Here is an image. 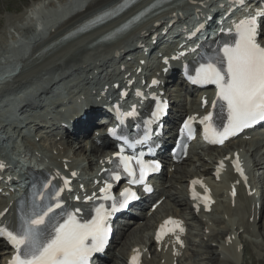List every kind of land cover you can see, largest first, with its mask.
Masks as SVG:
<instances>
[{
    "label": "snow or ice",
    "instance_id": "snow-or-ice-1",
    "mask_svg": "<svg viewBox=\"0 0 264 264\" xmlns=\"http://www.w3.org/2000/svg\"><path fill=\"white\" fill-rule=\"evenodd\" d=\"M159 2L160 0H157V3ZM238 2L242 6L244 0H238ZM134 3L135 0H122L113 8L101 10L78 31L103 24ZM155 6V4L152 5V7ZM149 10L145 9L134 16L111 32L109 36L115 37L129 28ZM262 20H264V9H259L254 15L241 19L236 24L235 36L224 42L214 54L205 55L195 69V75L189 76L193 83L214 84L217 88L216 99L212 101L213 111H209L199 120L204 128L205 139L212 143L222 144L241 129L258 121H264V45L258 42ZM152 83L157 84L158 81L153 80ZM163 107V103L157 105V111L152 113L154 119L162 114ZM135 114L133 108L124 115L134 116ZM195 119L194 116L188 117L181 128V133L186 132L191 136L192 122ZM109 131L113 136L117 135L116 129H109ZM119 139L126 141L127 137L120 136ZM147 139L148 133L145 132L144 140ZM141 142L135 141V143ZM142 155H125L123 149L117 152L116 159L110 161L114 164L113 169L110 170L111 180L119 181L123 173L130 177V184L144 183L149 172L156 171L159 164L145 162ZM2 167L4 165L0 163V168ZM236 167L237 171L243 175V169L238 161ZM50 183V181L45 183L43 188L48 189ZM64 183L67 185L69 181L65 179ZM111 189L112 183L106 180L105 186L100 188V193L103 194L100 199L111 201V205L107 208L103 203L96 206L93 210L95 214L91 219L79 217L77 215L81 211L79 208L75 211L63 209V201L60 198V192L63 189L57 190L50 196L44 191H36L29 204L25 205L21 201L18 225L15 228L0 225V237L5 238L15 249V254L8 264H89L92 254L102 251L107 242L110 231L109 217L121 208L127 207L130 200L136 198V193L131 188H125L119 198L111 195ZM145 190L150 189L146 187ZM86 199H92V197ZM58 209L61 211L58 212ZM5 212L7 209L0 212V216H3ZM167 224H172L173 227L166 228ZM176 228L183 231L178 221L171 219L165 221L157 232V241L168 232L175 231ZM177 241H179L178 236ZM138 261L139 252L137 251V254L131 258V264H138Z\"/></svg>",
    "mask_w": 264,
    "mask_h": 264
},
{
    "label": "rangeland",
    "instance_id": "rangeland-1",
    "mask_svg": "<svg viewBox=\"0 0 264 264\" xmlns=\"http://www.w3.org/2000/svg\"><path fill=\"white\" fill-rule=\"evenodd\" d=\"M63 4H64L63 0H0V67L3 66V62L5 58H7V56H12L13 54L18 55V52L21 49L20 45L22 41H24L26 34H28L29 30L32 29L35 24L37 25L40 22H42L45 17H49L55 12V10L50 11V8L60 9V6L62 7ZM99 52L100 50H97V52L95 51L94 54ZM83 56H85V54L82 55L81 58H83ZM58 57L59 54H56L55 58ZM92 57L90 59L86 57L85 58V60L87 59L86 63L91 64ZM114 58L115 57L113 58L111 57L110 59H114ZM45 61L46 60H42L40 62V65L36 69L34 66H29L25 69H22L18 74L19 77L18 76L15 77V79H13L14 80L13 82L9 80V82H12L11 84L7 83L8 81H6V83L0 85L1 89L3 88V90L0 89V93H1L0 118L2 119V122L5 125V127H12L16 124H23L24 122V119H21L22 115L19 114L20 112L19 113L17 112L14 115H11L9 113V105L16 98H29L32 100V101L25 100L29 102V105L25 106L27 110L24 111L23 109L25 108L21 109L23 110V114H31L32 116H39L40 114L42 115V112L44 111H50L51 116L53 118L57 117L58 112L62 106L61 104L65 102L64 100L65 97L62 98L59 97V94L57 93L55 88L56 86H52L51 92L47 94L49 96H52L53 98L49 102H47L44 99L45 96L43 94H40L39 91L37 94L36 90L37 88H40V85L38 84L41 82V78L39 77L38 74H41V72L45 71L46 73H48V78L50 79L51 75H53L55 71L61 70V68H63L64 66H60L61 64L59 63V61H56V65H54L53 61L48 62L51 63V65L45 63ZM150 63L154 64L155 59H151ZM64 65L66 70L71 67H77V69L82 67L81 65H75V64L68 65V62L66 63V61L64 62ZM97 65H98V61L92 63V66H97ZM104 67L105 66H103V68L100 69L101 72L102 70H104ZM106 67H105L106 71L109 72L110 70H112L111 64H109V67L107 68ZM30 68L31 70H29ZM48 70L49 72H47ZM78 71L75 73L72 72L71 77L73 76L74 78L75 76H78L79 74ZM80 72L82 73L83 71ZM83 73L85 74V72ZM85 75H88V72H86ZM35 77L36 79L33 80V78ZM28 79H31L29 83H28ZM59 81L61 82L58 83L57 89L60 93V87L63 86L65 82L62 80ZM87 81H89V79L85 80V83ZM30 83L33 84L32 88L27 87V85ZM13 89L15 91L17 90L15 95L11 94V91ZM56 103L61 105L59 109ZM56 112L57 115L55 114ZM90 126L91 125H89L88 127ZM77 127L79 128L80 126L78 125L75 126V128ZM81 128H84V126H82ZM83 132L84 129L83 131L82 130L77 131V133H81V135L83 134ZM77 136L79 135L76 134V137L73 140L74 146L72 149L74 153L76 154L78 153V155L73 154V156H75L76 159L81 160L84 163L85 162L87 163V161H89L88 159L90 155L85 151V143L83 141L84 139H82V141L79 142ZM70 138L67 139L70 140ZM50 140L52 139L47 138L43 141H40L39 144L43 146L44 144L48 143ZM233 147H236L237 149L240 150V152L252 158V164L255 170H258L259 164L264 165V145L260 150L253 151L252 149H250L248 145L237 141L235 142ZM228 149L229 147L225 148V151H228ZM209 151L212 152L207 153V155L203 160L199 161L197 158H190L186 160L185 163H182L177 168V170L174 172V174L171 177L168 178V180L166 179L167 183L169 182L170 184V186L167 187L168 190L167 193L171 194L173 200H176L177 198V204L175 202L173 203L172 201H165L155 211L153 216L149 218L147 217V219L143 220V222H146V225L144 227H136L138 224H133L135 226L126 229L124 231L125 234L123 233L121 238H119L120 240L118 239L119 241L117 242L115 247H113V249L111 250V259L106 264H123L127 251L132 245L147 241L148 225L151 224L154 221V219L158 217H162L168 212L173 213L172 215L174 216H176L175 214H178L179 216L184 217V219L187 221L188 224L189 232L186 239L187 247L185 250H183V254L181 256L182 260L180 264H264V200H263V210H261L259 221H257L256 225L254 226V232L239 234V239H237V243L241 242L244 245L243 248L245 252L244 256L242 258L237 257L233 261H230L227 258L226 250L223 248V244H222L223 236H221V233L224 234V231L229 229L233 236L232 240L235 242L236 228L239 230L247 226V223L245 221L246 219H237V216L231 218L230 212L232 211L235 212V206H230L228 208L222 193L221 194L219 193L217 195V206L215 207V210L207 217L208 219L207 223H204L203 221L205 215H201V214L193 215L188 205L185 204L187 203L186 201L187 197L185 195V183L188 177L192 176L194 173H195L194 175H199L198 168L201 169L202 164L204 165L206 164L205 165L206 167H210L214 163V160H212L213 157L221 153L220 150L212 149ZM89 152L91 153L92 151ZM183 170L187 171V173H183L182 172ZM210 170L212 169L208 168V171ZM257 179L258 181L264 182V170L263 172L260 173ZM229 194L230 193H227L228 196ZM222 210L225 211V214L221 212ZM228 210L229 212H227ZM222 214L224 215L225 221L223 219ZM230 218L232 220L231 225L230 223H228ZM239 224L242 227H239L238 226ZM205 230L207 232H205ZM128 234L129 236H127ZM0 257H3L2 252L0 254ZM153 257H156L158 260L156 264H161V261H159L161 256L158 257L157 253H155L153 254Z\"/></svg>",
    "mask_w": 264,
    "mask_h": 264
},
{
    "label": "bare ground",
    "instance_id": "bare-ground-1",
    "mask_svg": "<svg viewBox=\"0 0 264 264\" xmlns=\"http://www.w3.org/2000/svg\"><path fill=\"white\" fill-rule=\"evenodd\" d=\"M64 1V4L62 5V7L60 6V9H54V8H50V11H59V13H60V15H53L52 16V18H50V16H49V18H47V22H49V21H53L54 19H56L57 17H59V16H62V15H64V14H67L68 12H70V10L71 9H73L74 7H78L81 3H79L78 4V6L76 5H74V3L76 2V4L78 3L77 2V0H63ZM120 0H92L91 2H90V4L88 5V10L87 11H90V13H93V12H95V10H98L99 9V7L100 6H105L106 4H108V3H110V2H112V3H114V2H119ZM153 0H142L138 5H136L134 8H132V9H130L128 12H126L125 14H123V15H121V16H119L118 18H116L115 20H113V21H110V22H108V23H106V24H104L103 26H101V27H98V28H96V29H93V30H91L89 33H86V34H81V36H75V37H72V38H70V39H68V40H66V41H62V42H59V43H54L53 44V46H50L51 48L50 49H48V50H46L45 52H42V53H39V54H37V56H35L34 58H32V59H28V58H30L31 56H32V54H34L36 51H38L40 48H41V46L40 47H37V48H35V49H33V51L31 52V54L29 55V57L27 58V59H23V57L22 58H19V57H15L16 55H12V56H7V58H5L4 56V58H5V60H4V62H3V65H4V67L0 70V85L2 84V82L5 80V81H8V79H11L10 81H14V80H12L13 78L15 79V77L18 75V73L17 74H13L12 72H13V70H14V68H15V66L16 65H18L19 63L23 66V68H26V67H28V66H30L31 64H34L35 63V61L36 60H40V59H44V60H46V61H53V60H55V55L56 54H59V55H62V56H67V54L70 52V51H72L73 49H71L70 47L72 46V45H79V44H77L79 41H83L84 43H82L81 44V46H83V48L84 49H82L80 52H78V53H73L72 55H71V57H70V59L68 60V65H69V63H70V65H72V64H75V65H81L82 67H80L79 69H77V67H71L70 68V70L73 72V73H75L77 70H79V72L80 71H83V72H85V74H86V72H88V75L89 74H95L96 72V70H100L101 68H103V66H107L108 64L107 63H109V64H111L112 63V65L113 64H115V61H116V59L118 58V57H120L121 55H123V54H125L126 52H129V51H131V50H136V42L138 41V37H139V35L140 36H142V34H141V32L143 31V29H147V30H149L150 28H155V25H154V23L155 22H159L160 24H162V25H168V23L172 20V19H175L176 18V20L177 19H179V18H177V16L175 15V14H178L177 12H178V9H183V8H180V7H183L184 6V4L182 5V4H178V5H175L174 7H168V5H167V7L166 6H161V7H158V8H156L150 15H149V17H147V18H145L143 21H142V23L140 24L139 23V25L137 26H135V28H133L130 32H128V33H126V34H124L123 36H121V37H119L118 39H115L114 41H110V42H102V43H98V44H96V45H94V46H89V44H92V41H94V40H96V38L99 36H102L101 34L103 33V32H105L104 30H106V29H110V28H113L115 25H117L118 24V22L119 21H121V20H123V19H125V18H127L129 15H131L132 13H134V12H136L138 9H140V8H142V7H144V6H146V5H148V4H150L151 2H152ZM46 4V3H45ZM52 6V5H51ZM43 7V6H42ZM166 8V9H165ZM164 9V10H163ZM156 11H160V12H158L157 14H154V12H156ZM24 14H25V12H24ZM23 14V15H24ZM26 14H27V12H26ZM22 15V16H23ZM80 17H82V16H76V17H72V18H70V19H68L66 22H64V23H62V24H60L59 26H57L58 27V30L55 32V33H53L51 36H50V39H49V41H47L46 43H45V45H47V44H49L50 42H55L56 40H58V38H60V36H62L63 35V33L66 31V30H68L69 29V27L72 25V24H74ZM38 21V20H37ZM46 21V20H45ZM149 23H150V25H149ZM36 25V24H35ZM51 26H56V24L55 23H53V24H51ZM142 29V30H141ZM34 29L32 28V29H30L29 30V32H28V34H29V38H28V40L33 36V31ZM146 32H149V31H146ZM145 32V33H146ZM139 33V34H138ZM143 34V36L142 37H145V35L146 34ZM100 34V35H99ZM142 39V38H141ZM59 41V40H58ZM170 41H173L172 39H166L164 42H163V44H166V43H169ZM103 46H105V54L102 56L101 54H97V56L95 57V56H93L92 57V59H91V62L92 63H95V62H97L98 61V65L97 66H92V63L90 64V63H86V60H85V56H86V54H89L90 52H92L93 50H96V52H97V50H99L101 47H103ZM19 48V47H18ZM17 49V48H16ZM91 49V50H90ZM157 49V48H156ZM116 50H118V51H116ZM85 51V52H84ZM82 52H84V53H82ZM17 54V53H16ZM85 54V56H83V58H81L82 57V55H84ZM152 54V53H151ZM153 56H152V58L151 59H155V63H157L158 62V65L160 66V63H159V58H158V56H157V54L155 53H153L152 54ZM113 58V57H115L114 59H110V58ZM142 57V56H141ZM60 58H62V57H60ZM60 58H58V59H60ZM91 58V57H90ZM89 58V59H90ZM144 62L146 63L147 62V64L150 66H152L153 64H151L150 62H151V59L150 58H145L144 57ZM3 60V59H2ZM26 60H28L26 63H25V61ZM113 60H115V61H113ZM46 61H45V63H46ZM62 61V60H61ZM111 61H113V62H111ZM111 62V63H110ZM67 63V62H66ZM154 63V64H155ZM51 64V63H50ZM107 64V65H106ZM37 65L39 66V64L37 63ZM127 65H129V63H127ZM145 64H141L140 66H141V68H142V70H143V66H144ZM135 66H137V65H135L134 64V67ZM158 66V67H159ZM105 67H104V70H102V73H104L103 71H105V73H106V70H105ZM133 67V66H132ZM34 68V67H33ZM55 69V68H54ZM27 70V69H26ZM29 70H31V68L29 69ZM50 70H51V68H50ZM61 71H63V72H61L62 74H59V79L60 80H63V79H66V78H68L69 77V75H70V73L71 72H68V71H66V69H65V65H64V67L63 68H61ZM144 72H146L147 71V68H144V70H143ZM31 72V71H30ZM47 72H49V70L47 71ZM101 72V71H100ZM100 72H99V74H100ZM118 73V72H117ZM114 74H116V73H114ZM42 75L43 76H47L48 75V73H46V72H44V73H42ZM73 75V74H72ZM88 75H86V76H88ZM53 75H51V77H52ZM19 77V76H18ZM71 77V76H70ZM34 79H36V77L35 78H33V80ZM12 82H10V84L12 83ZM59 82H61V81H59ZM22 83V82H21ZM29 83V82H28ZM30 84H32V83H30ZM12 86V85H11ZM16 87V86H15ZM14 87V88H15ZM13 88V87H12ZM52 88V87H51ZM0 89H1V87H0ZM10 89V88H9ZM17 89H18V87H17ZM39 89V88H38ZM111 89H113V88H111ZM1 90H3V88L1 89ZM6 90V89H5ZM14 90V89H13ZM17 91V90H16ZM1 94V93H0ZM6 95V94H5ZM80 95V93H76L75 95H74V97H73V100L75 99V97L76 96H79ZM167 95H169V94H167ZM65 100V99H64ZM82 100V99H81ZM83 102H80V104H82L83 103V107L82 108H85V107H88V110H83V112H81L80 113V115H77L76 116V120H74V122H75V124L72 126L73 127V134H78L77 133V131H83V129H84V132H83V135L85 134L86 136H85V138H89V131H88V129L87 128H89L88 126L89 125H92L93 123H90V122H96V120L95 119H97L96 118V116L95 115H92V114H87L86 112L87 111H89V109H91V110H94V108H95V105H94V107H92V105L90 104V102H88V101H85L84 99L82 100ZM31 103V102H30ZM27 105H29V102H25V103H22L21 104V106H20V109H23V108H25V106H27ZM73 106H75L76 107V105L74 104ZM83 113V114H82ZM33 114V113H32ZM82 115H85V118H83L82 117ZM80 126L79 128L77 127V128H75V126ZM82 126H84V128H81ZM78 139V138H77ZM237 140H239V139H236V140H232V141H230V144L228 143V145L227 146H230L231 148H233V145L235 144V142H237ZM89 141L91 142V139H89ZM233 141H235V142H233ZM233 144H232V143ZM238 144V143H237ZM236 144V145H237ZM104 147H106V148H109V147H111V144L110 143H105L104 144ZM229 147V148H230ZM95 148V147H94ZM94 148H91L92 150L91 151H93L94 150ZM212 149H214V150H218V148H212ZM212 149H209V150H212ZM232 150H235V148H233ZM94 159L93 158H91V157H89V163H90V161H91V163L90 164H93V163H95L94 161H93ZM198 160L200 161V160H203V158H200V157H198ZM206 165V164H205ZM205 165L204 164H202L201 165V169H199L198 168V174H199V176H205V173H207L208 171H206V169H205ZM263 165V164H262ZM215 168L216 167H213L212 168V170L209 172L210 174V176H211V178H213V176H212V173H213V171L215 170ZM185 169V168H184ZM183 173H187V171H185V170H183L182 171ZM230 175H231V177L232 178H235V175H234V172H230ZM196 176H198V175H196ZM58 182H60L59 181V179H58ZM235 187H236V185L235 184H233ZM230 185H228V186H226L225 188L228 190V193H230V188L231 187H229ZM238 195H239V193H237ZM185 195H186V197L188 198V193L186 194V191H185ZM237 195V196H238ZM239 197H241V198H243V195H239ZM187 198H186V200H187ZM228 198V199H227ZM227 201H228V204H230V202H231V200H230V197L227 195ZM176 200H177V198H176ZM235 200V199H234ZM179 201V200H178ZM186 202V201H185ZM175 203L177 204V202L175 201ZM188 204V203H187ZM228 208H229V206H228ZM176 209V208H175ZM177 212V211H176ZM227 212H229V210L227 211ZM236 212H239V213H242L243 212V210L241 209V210H237ZM14 214V213H13ZM173 214V213H172ZM174 214H175V211H174ZM176 216H178L177 214H175ZM134 224H136V223H134ZM137 226H139V225H137ZM139 227H142V226H139ZM125 234V233H124ZM131 234V233H130ZM123 235V232L119 235V238H121V236ZM223 235V234H222ZM127 236H129V234L127 235ZM118 238V239H119ZM223 244V243H222ZM154 245V244H153ZM222 246V245H221ZM5 249H7V248H3L2 249V253H3V251L5 250ZM155 256V255H154ZM160 257V256H159ZM171 256L169 255V254H166V257H165V264H171Z\"/></svg>",
    "mask_w": 264,
    "mask_h": 264
}]
</instances>
